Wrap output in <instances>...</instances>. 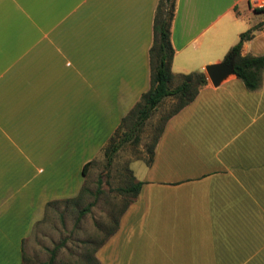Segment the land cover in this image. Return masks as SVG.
<instances>
[{
  "label": "crops",
  "instance_id": "crops-1",
  "mask_svg": "<svg viewBox=\"0 0 264 264\" xmlns=\"http://www.w3.org/2000/svg\"><path fill=\"white\" fill-rule=\"evenodd\" d=\"M158 2L0 0V264H22L45 207L81 189L93 159L72 166L81 146L110 140L149 89ZM255 7L175 0L171 86L195 71L207 82L164 122L151 161L132 164L141 186L95 264H264V71L254 90L206 73L257 24ZM241 54L264 55V28Z\"/></svg>",
  "mask_w": 264,
  "mask_h": 264
},
{
  "label": "rangeland",
  "instance_id": "rangeland-1",
  "mask_svg": "<svg viewBox=\"0 0 264 264\" xmlns=\"http://www.w3.org/2000/svg\"><path fill=\"white\" fill-rule=\"evenodd\" d=\"M248 19L259 23L264 19V13L251 14ZM177 80L179 82L180 78ZM177 104L178 98L167 96L138 127H135V117L129 115L112 140L99 134L98 143L90 146L92 151L85 145L79 148L81 152L71 162L74 168L79 163L77 158L92 157L93 154L81 178V189L45 207L42 218L24 242L22 264H44L54 248L53 264H95L94 249L114 227L122 208L132 198L131 192L124 191L135 181L132 164L137 160L148 163L154 141ZM112 142H119V147L108 162L105 151ZM50 181L52 189H61V177L50 178Z\"/></svg>",
  "mask_w": 264,
  "mask_h": 264
},
{
  "label": "trees",
  "instance_id": "trees-1",
  "mask_svg": "<svg viewBox=\"0 0 264 264\" xmlns=\"http://www.w3.org/2000/svg\"><path fill=\"white\" fill-rule=\"evenodd\" d=\"M174 7L175 0H159L156 7L153 23L154 38L149 50L151 67L150 87L145 93L142 94L140 100L127 114V116L131 115L135 117V127L141 125L165 97L174 96L178 98V104L166 117L165 121H167L168 118L177 113L185 105L190 103L197 95L199 89L207 82L206 76L203 72L195 71L186 74H178V77L180 78L178 84L173 87L170 85L173 78L175 77L171 71V62L174 50L170 42V27L174 15ZM255 10L264 11V7H256ZM263 27L264 21H261L241 32L239 34L238 41L233 46H231L223 59L228 60L229 57L233 58L232 72L238 78H240L244 82L245 86L250 90L257 89L260 85L262 73L264 71V55H242L241 47L245 41L251 39L254 36L256 30ZM127 116H125V118ZM125 118H123V121ZM163 125L160 129V132L163 129ZM116 133L117 130L110 140L115 138ZM155 143L156 139L154 141L153 147L155 146ZM118 147L119 142H112L109 145V148L106 149L105 155L108 162L111 161L112 155L116 152ZM152 154L153 148L148 162L151 161ZM89 164L90 161L84 164L83 172L85 167ZM140 186V181H134L131 185L126 186L124 191L131 192L133 198L138 193ZM55 253L56 248L51 250V256L47 262H44V264H53Z\"/></svg>",
  "mask_w": 264,
  "mask_h": 264
},
{
  "label": "water",
  "instance_id": "water-1",
  "mask_svg": "<svg viewBox=\"0 0 264 264\" xmlns=\"http://www.w3.org/2000/svg\"><path fill=\"white\" fill-rule=\"evenodd\" d=\"M232 62L233 58L229 57L228 60L210 64L206 67L207 76L213 84H217L225 74L232 72Z\"/></svg>",
  "mask_w": 264,
  "mask_h": 264
},
{
  "label": "built area",
  "instance_id": "built-area-1",
  "mask_svg": "<svg viewBox=\"0 0 264 264\" xmlns=\"http://www.w3.org/2000/svg\"><path fill=\"white\" fill-rule=\"evenodd\" d=\"M251 2H254L257 7H264V0H250Z\"/></svg>",
  "mask_w": 264,
  "mask_h": 264
}]
</instances>
